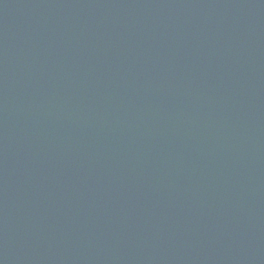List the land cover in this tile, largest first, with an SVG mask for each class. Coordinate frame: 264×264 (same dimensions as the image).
<instances>
[{
	"label": "water",
	"instance_id": "water-1",
	"mask_svg": "<svg viewBox=\"0 0 264 264\" xmlns=\"http://www.w3.org/2000/svg\"><path fill=\"white\" fill-rule=\"evenodd\" d=\"M0 264H264V0H0Z\"/></svg>",
	"mask_w": 264,
	"mask_h": 264
}]
</instances>
